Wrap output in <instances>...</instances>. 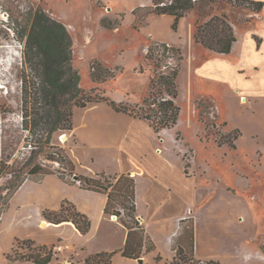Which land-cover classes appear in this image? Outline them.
Instances as JSON below:
<instances>
[{"label": "rangeland", "instance_id": "374dc122", "mask_svg": "<svg viewBox=\"0 0 264 264\" xmlns=\"http://www.w3.org/2000/svg\"><path fill=\"white\" fill-rule=\"evenodd\" d=\"M139 1L0 0V19L5 23L3 30H8L10 25L22 31L29 27L31 9L42 8L53 19L64 23L71 35L72 64L80 73L81 87L86 92L94 90L117 102L131 105L142 104L151 89V78L156 68L153 61L145 58L149 48L157 43L180 48L183 55L178 77L181 115L175 128L161 132L166 136L165 144L176 156V161L181 163L183 159L184 165H189L187 175L196 176L202 184L224 187L225 191L249 203L247 208L240 204V227L249 232L248 245L255 251L252 257L264 260V70L243 58L240 52L241 43L245 44L250 39L258 48L264 44V33H261L264 31L261 29L264 27V13L232 7L225 0H215L214 4L211 0H199L195 9L182 18L174 30L173 17L154 14L151 3L134 7ZM222 13L228 14L241 42L235 54L239 64L229 69L222 64H213L216 54L197 45L193 39L197 23ZM10 33V40H5L3 34L0 37V94L10 109L3 123L11 125L16 154L28 158L34 149L31 144L36 141V137L31 136L34 124L31 108L40 85H34L38 79L24 64L22 44L14 32ZM230 58L233 57L226 59L227 63ZM95 61L115 70V79L104 83L93 82L91 67ZM170 63L175 62L169 60ZM167 64L168 61L163 62V66ZM25 76L28 85H21ZM259 78L263 85H254ZM26 100L30 107L27 118L29 130L22 127V110H25ZM79 110L74 108V114ZM81 114L78 112L77 116ZM76 131L79 139L88 140L87 131L80 125ZM64 135H67V140L63 141ZM235 137H238L236 141ZM76 140L72 130L60 131L54 134L51 145L68 151ZM224 142H231L234 146L219 145ZM53 151L57 150L45 147L35 156V162L68 174L59 162L46 159V155ZM66 180L75 182L77 178L66 175ZM4 184L5 181H0V186ZM12 215L0 224V264H11L4 257L3 250L10 243ZM191 226L192 223L188 222L187 227L190 229ZM109 227L104 225L99 234L109 228L113 236L119 237L120 234L121 237V231L116 232L112 226ZM256 230L258 234L255 237L253 233ZM55 245L49 248L53 251ZM16 250L18 253L28 252L24 244ZM73 256L72 252L58 254L53 264L56 259L62 261L64 257L71 259ZM228 264L264 262L240 260Z\"/></svg>", "mask_w": 264, "mask_h": 264}, {"label": "crops", "instance_id": "0c3cea01", "mask_svg": "<svg viewBox=\"0 0 264 264\" xmlns=\"http://www.w3.org/2000/svg\"><path fill=\"white\" fill-rule=\"evenodd\" d=\"M112 3L115 5V2ZM149 3L151 0H141L134 7ZM261 29L264 30V27ZM236 37L231 54L215 53L217 58H214L213 64H222L228 69L239 64L235 54L241 42ZM241 44L242 57L264 70V44L258 48L252 39ZM229 57L233 58L227 63ZM254 83L263 85L261 79ZM78 112L82 113L80 117ZM78 125L87 131L88 140L77 137ZM73 126L72 132L77 140L70 145L67 153L76 165L77 175L95 177L105 173L134 177L137 216L155 244V250L142 257V264L173 262L176 256L174 243L180 236L183 219L194 220L197 259L214 260L221 264L240 260L264 262L252 257L255 251L248 245L249 232L240 227V204L247 208L249 203L225 191L224 187L202 184L196 176L187 175L183 159L181 163L176 161V156L165 144L166 136L162 135V131L156 133L149 122L117 112L106 102L91 104L77 111ZM64 201H69L80 213L89 217L92 226L87 235H82L72 222L52 224L43 217L45 210L59 211ZM107 202L106 194L83 189L76 182H68L57 175H48L39 182L27 180L0 218L2 224L8 215L13 214L9 223L10 243L3 250L4 257L13 252L18 241L31 240L36 246L52 247L65 240L74 247L73 258L77 264L86 261L92 254L103 252H115L112 264H140L139 259L122 255L127 230L117 217L105 213ZM104 225L112 226L113 231H121V237L120 234L119 237L113 236L110 227L100 235ZM257 234L256 230L253 235L256 237ZM7 261L11 264H34Z\"/></svg>", "mask_w": 264, "mask_h": 264}, {"label": "trees", "instance_id": "16d2710c", "mask_svg": "<svg viewBox=\"0 0 264 264\" xmlns=\"http://www.w3.org/2000/svg\"><path fill=\"white\" fill-rule=\"evenodd\" d=\"M199 0H151V9L158 16H171L174 18V30L179 21L190 14ZM232 7L249 9L253 13H261L264 2L255 0H225ZM211 3H216L211 0ZM29 27L19 31L7 26L0 19V37L11 39V33L17 35L22 44L24 64L38 79L34 85H40L32 104L34 117L31 136L36 141L31 146L34 149L28 158L16 154L17 146L12 140L11 125L3 123L10 112L9 107L2 101L0 94V218L9 208L12 197L27 181H41L48 175H58L66 180V175L76 177L81 181V187L86 190L104 193L108 196L105 213L115 216L127 230V239L121 253L130 259H141L145 254L155 250V244L147 234L146 229L137 216L136 208V181L130 174L107 175L101 173L95 177H86L76 174V165L67 151L52 146L54 134L60 131L73 130L74 108L84 109L91 104L106 102L117 112H123L150 123L156 133L165 129L176 127L181 107L178 103L179 87L178 77L181 69L183 55L180 48L167 43H157L149 48L146 60L153 61L155 72L151 78V89L142 104L131 105L117 102L94 90L86 92L81 87V76L72 64L73 41L66 25L53 19L42 8L31 9L29 13ZM194 42L204 49L222 55L231 54L237 37L227 13L213 15L208 20L197 23L194 31ZM169 60L175 63L169 64ZM168 61L163 66V62ZM141 72L143 70L141 69ZM92 81L104 83L115 79V70L105 67L101 62L95 61L91 67ZM21 85H28L27 77L21 79ZM22 110V127L29 130L27 118L29 116V103L25 102ZM238 137H235V141ZM26 140V138H25ZM220 146L231 142L219 143ZM37 147L39 148L38 151ZM55 149L46 155L49 161L59 162L63 170L57 171L43 163L35 162V156L45 148ZM189 165H185V170ZM67 181V180H66ZM74 182V181H73ZM72 183V182H71ZM122 211L125 213L123 214ZM43 217L52 224L72 222L82 235L91 230V221L88 216L80 213L75 205L69 201L62 203L59 211L45 210ZM191 222L189 229L187 223ZM180 236L174 243L176 256L171 264H221L214 260L197 259L195 255L194 220L183 219L180 222ZM24 244L28 252L18 253L17 248ZM16 253V256H12ZM7 258L11 261H25L34 264H51L54 258L53 251L47 246H36L31 240L18 241L15 249ZM112 253H97L90 255L86 264H112ZM161 260V257H157Z\"/></svg>", "mask_w": 264, "mask_h": 264}, {"label": "built area", "instance_id": "2783aa9c", "mask_svg": "<svg viewBox=\"0 0 264 264\" xmlns=\"http://www.w3.org/2000/svg\"><path fill=\"white\" fill-rule=\"evenodd\" d=\"M75 182L77 184L81 185L80 180H75ZM73 251H74V247L72 245H70L69 243L57 242V244L54 246L53 254H54V257H57L58 254H61V253L65 254L66 252H72L73 253ZM51 264H53V261ZM55 264H77V263H75V260L73 257L71 259L64 257L62 261H59V259H56ZM78 264H86V261H84L82 263H78Z\"/></svg>", "mask_w": 264, "mask_h": 264}, {"label": "water", "instance_id": "95a60500", "mask_svg": "<svg viewBox=\"0 0 264 264\" xmlns=\"http://www.w3.org/2000/svg\"><path fill=\"white\" fill-rule=\"evenodd\" d=\"M65 138V135L62 137V139H64ZM139 262H140V264H142L143 263V259L141 258V259H139Z\"/></svg>", "mask_w": 264, "mask_h": 264}, {"label": "bare ground", "instance_id": "6f19581e", "mask_svg": "<svg viewBox=\"0 0 264 264\" xmlns=\"http://www.w3.org/2000/svg\"><path fill=\"white\" fill-rule=\"evenodd\" d=\"M62 140H63V141H64V140H67V135H65V138H64V139H62Z\"/></svg>", "mask_w": 264, "mask_h": 264}]
</instances>
